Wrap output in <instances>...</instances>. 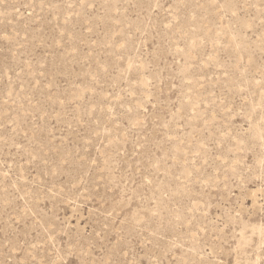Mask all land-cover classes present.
<instances>
[{"label": "rangeland", "instance_id": "374dc122", "mask_svg": "<svg viewBox=\"0 0 264 264\" xmlns=\"http://www.w3.org/2000/svg\"><path fill=\"white\" fill-rule=\"evenodd\" d=\"M0 264H264V0H0Z\"/></svg>", "mask_w": 264, "mask_h": 264}]
</instances>
